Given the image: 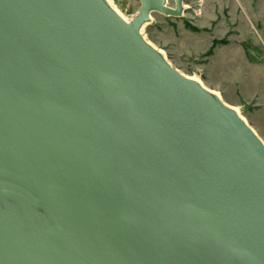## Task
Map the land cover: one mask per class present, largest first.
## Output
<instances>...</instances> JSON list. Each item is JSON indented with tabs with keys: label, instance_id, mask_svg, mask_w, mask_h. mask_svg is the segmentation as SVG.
Wrapping results in <instances>:
<instances>
[{
	"label": "water",
	"instance_id": "95a60500",
	"mask_svg": "<svg viewBox=\"0 0 264 264\" xmlns=\"http://www.w3.org/2000/svg\"><path fill=\"white\" fill-rule=\"evenodd\" d=\"M140 1L0 0V264H264V143Z\"/></svg>",
	"mask_w": 264,
	"mask_h": 264
},
{
	"label": "rangeland",
	"instance_id": "374dc122",
	"mask_svg": "<svg viewBox=\"0 0 264 264\" xmlns=\"http://www.w3.org/2000/svg\"><path fill=\"white\" fill-rule=\"evenodd\" d=\"M111 1L128 19L141 7L140 0ZM182 2L180 16L152 12L143 37L182 75L234 107L264 143V0Z\"/></svg>",
	"mask_w": 264,
	"mask_h": 264
},
{
	"label": "bare ground",
	"instance_id": "6f19581e",
	"mask_svg": "<svg viewBox=\"0 0 264 264\" xmlns=\"http://www.w3.org/2000/svg\"><path fill=\"white\" fill-rule=\"evenodd\" d=\"M107 1V3L117 12V14H119V16L121 17V18H123V20H125L126 22H130L132 19H128L127 17H125V15L113 4V2L111 1V0H106ZM143 28V27H142ZM142 28H141V31H142ZM142 33V32H141ZM150 44V43H149ZM151 45V44H150ZM152 46V45H151ZM198 76V75H197ZM189 78L190 79H192V80H194V81H196V82H198L199 84H201L205 89H207L208 91H210V92H212L209 88H207L203 83H201L199 80H197L196 78H193V77H190L189 76ZM212 93H214V92H212ZM215 94V93H214ZM215 95H217V94H215ZM218 96V95H217ZM219 97V96H218ZM227 105V104H226ZM228 107H230L231 109H233L234 111H236L237 112V110L234 108V107H232V106H229V105H227ZM241 117V116H240ZM242 118V117H241ZM243 119V118H242ZM244 120V119H243ZM245 121V120H244ZM1 195H0V199H1ZM3 199V198H2ZM5 199H6V201H5V203L7 204L8 203V205H11V206H13L14 208H15V211H16V213H18V215H20L21 214V210L19 209V205H18V202H16V201H14L13 199H11V198H9V197H5ZM5 204H2V202H1V200H0V206L3 208V209H5V206H4ZM38 210V213H39V215H40V221L41 222H38V224H34V226L33 227H39V228H42V227H44L45 226V221L47 220V222H48V225L49 224H52L53 222H52V220L49 218V216H47L46 215V213L42 210V209H37ZM24 214H27V212L26 213H24ZM39 220V219H38ZM26 226L27 227H29V224H26ZM25 226V224H22V226H21V229H28L27 227Z\"/></svg>",
	"mask_w": 264,
	"mask_h": 264
}]
</instances>
